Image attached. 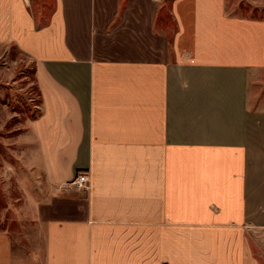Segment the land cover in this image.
Returning a JSON list of instances; mask_svg holds the SVG:
<instances>
[{"label":"crops","instance_id":"crops-1","mask_svg":"<svg viewBox=\"0 0 264 264\" xmlns=\"http://www.w3.org/2000/svg\"><path fill=\"white\" fill-rule=\"evenodd\" d=\"M242 1L54 0L44 17L0 0V42L35 61L47 188L27 235L0 230V264H264V17Z\"/></svg>","mask_w":264,"mask_h":264},{"label":"rangeland","instance_id":"rangeland-1","mask_svg":"<svg viewBox=\"0 0 264 264\" xmlns=\"http://www.w3.org/2000/svg\"><path fill=\"white\" fill-rule=\"evenodd\" d=\"M30 1L34 13L37 11L44 17L50 15L54 6V0ZM171 1L161 0L164 9L160 16L170 11ZM238 3V12L264 17V0L255 4L248 0ZM165 22L170 28V20ZM258 79L256 86H251V95L255 92L264 97V70ZM260 104L264 106V98ZM41 107L34 59L13 41H1L0 230H7L11 237L20 232L29 233L30 225L36 223L35 204L45 200L46 183L37 165V150L30 132V122L41 114Z\"/></svg>","mask_w":264,"mask_h":264},{"label":"built area","instance_id":"built-area-1","mask_svg":"<svg viewBox=\"0 0 264 264\" xmlns=\"http://www.w3.org/2000/svg\"><path fill=\"white\" fill-rule=\"evenodd\" d=\"M71 183L78 188L88 189L90 187V176L85 172L79 173Z\"/></svg>","mask_w":264,"mask_h":264}]
</instances>
